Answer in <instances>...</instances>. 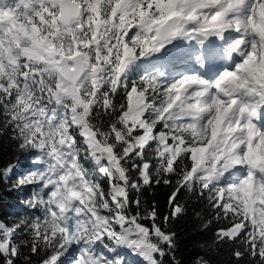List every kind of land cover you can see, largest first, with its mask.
I'll return each mask as SVG.
<instances>
[{
	"label": "clouds",
	"instance_id": "obj_1",
	"mask_svg": "<svg viewBox=\"0 0 264 264\" xmlns=\"http://www.w3.org/2000/svg\"><path fill=\"white\" fill-rule=\"evenodd\" d=\"M48 7L59 11L56 0H48ZM67 8L70 12L63 18L48 17L49 24L41 25L39 33L29 27L27 36L23 25L44 10L43 0H0V89L17 96L12 105L7 95L0 103L24 125L26 138L33 125L43 130L34 161L43 167L25 181L43 185L25 203L41 210L43 218L36 222L48 234V243L39 244L37 259L22 257L23 264H56L52 258L64 256L73 245L79 253L72 264H126L123 256L108 258L97 251L98 244L115 252L141 238L136 219L142 217L133 218L127 199L132 176L126 175L128 162L120 163L121 148L126 154L157 141L155 166L144 164L139 177L145 185L166 178L172 187L179 184L187 194L178 202L184 216L189 200L200 201L204 186L229 190L233 185L226 181L233 177L237 184L244 179L264 183V168L241 163L243 171H236L238 161L264 158V0H80ZM213 38L225 63L234 67L215 79L193 74L173 82L163 72L145 73L132 81L135 94H128L127 111L120 114L123 105L114 100L127 87L119 94L117 87L128 85L141 58L159 54L177 40L195 41L203 49ZM196 59L203 67L204 58ZM37 75L42 81L47 77L45 84H56L47 104L37 95L42 87L33 86ZM153 105L154 115L169 129L171 144L165 136H153L156 120H141ZM137 126L144 132L132 136ZM177 160L180 172L172 167ZM250 191H230L233 207L243 201L251 204ZM253 196L264 199V187ZM206 208L193 209L195 217L202 221ZM256 218L264 226V211ZM217 244L214 236L194 242L196 256L188 264H213L210 257L219 253ZM127 248L145 264H165L162 256H153L154 249L141 254Z\"/></svg>",
	"mask_w": 264,
	"mask_h": 264
},
{
	"label": "snow or ice",
	"instance_id": "obj_2",
	"mask_svg": "<svg viewBox=\"0 0 264 264\" xmlns=\"http://www.w3.org/2000/svg\"><path fill=\"white\" fill-rule=\"evenodd\" d=\"M74 2L79 3L80 0H56L59 11L58 13H53L52 9L48 7V0H43L44 10L35 13V20L30 25H23L25 34L27 36L31 35L29 27L35 29L37 33H39L41 25L49 24L48 17L63 18L70 12L67 6ZM21 23L23 24V22ZM235 47L236 45L234 44L233 48ZM78 51L79 46H77V52ZM242 67L243 65H241V68ZM191 79H195V77ZM44 81H47L46 76L42 81L41 77L37 75L35 76V84L33 86L42 87V90L39 91L37 95L42 98L41 102L43 104H47L52 92L56 90V84L52 81H48L47 84H45ZM124 87H127V92L119 96V99L114 100V103L123 105L120 114L127 111L128 94H135L132 86L125 84H120V86L117 87V94L121 93ZM49 89H51V91ZM6 95L8 96L9 105L17 102V96L15 94H9L6 89H0V97ZM52 104L53 107L56 106L54 100ZM156 107L157 105H153L152 109L145 111L141 116V120L145 121L147 124H151L152 120H156V125L152 129L153 136H165L167 143L171 144L172 137L167 135L169 129L165 126L164 119L154 115ZM64 112H68V109H64ZM0 114L4 117L3 124L11 127V138L19 144V148L36 150V146L43 135V130L33 125L32 133L26 138L22 132L24 125L19 119L14 120V112H12L9 106L0 103ZM49 115H51V112H49ZM26 122L31 124V121ZM129 127H131V124ZM4 130V128L0 129L2 132ZM143 132L144 129L137 126V129L133 130L132 136L142 135ZM77 139H82V137H77ZM129 139L131 140V137ZM156 143L157 141L153 140L144 146L143 149L135 147L133 151L126 154L123 148L119 150V154L124 156V159L120 160V163L123 165L125 161L128 162L127 167L129 171L126 175L132 176V180L128 181L129 187L126 195L130 206H135V209L132 208L133 218L138 214L142 217V219H136V228L137 231L141 233V238L129 241L126 246L139 250L141 254H144L149 249H154V257L160 258L162 256L164 261V257L167 256L170 258L167 264H176L180 238L175 231V225L185 217L178 203L181 197V189L183 188L179 184H177L176 187H172L173 181L170 178H166L164 181L150 180L149 183L145 185L143 180L139 177V173L144 164L147 163L153 167L155 166V162L158 159L154 151ZM241 163L244 164V167L255 166L264 168V158H257L251 161L245 159L236 162V171L238 173L243 171L240 167ZM172 167L176 172H180L182 166L180 161L177 160ZM152 170V167H149L148 171L151 172ZM174 174L175 173L169 174V177ZM32 175L33 173L29 174L26 180L21 181V183L31 181ZM182 175L183 173L181 172V176ZM244 175L246 176L247 174L245 173ZM236 179V177H233L231 181H226V183H231L233 185L232 189L229 190H226L223 186L217 187L215 190H212L209 186H204V190L198 195L200 197V202L203 205H207L206 209L209 215L206 219L204 218L201 221V225L207 228L210 224H214L215 231L213 236L218 241L217 247L219 251L223 250L229 252L231 264H257V262L258 264H264V226H261L256 218V213L258 211H264V209H257L256 205H264V199L253 196V193L258 191L260 187H264V183L257 185L254 181L244 179L237 184ZM133 183H135V187H132ZM42 185L43 182H41L40 186ZM165 186L170 188L168 192V207L170 211L167 215L161 213L155 195L150 199L146 198L149 188H152L153 193H156L160 188H164ZM246 187L251 189L248 193L251 204H249L248 201H243L239 208H234L231 203L232 198L229 192L238 190L243 193ZM142 208L144 211L138 213V210ZM237 216L239 219L235 218ZM42 218L41 216V219ZM36 221L37 218L35 217L22 218L17 221L16 225L11 227L0 222V256L4 258L3 264H15V259L17 257L27 256L30 259H37L40 256L42 249L39 247V244L48 243L46 238L48 234L39 231V224ZM20 232L25 233V238L17 240L15 237ZM157 241H162L163 247H158ZM59 258L52 259H56V264H58Z\"/></svg>",
	"mask_w": 264,
	"mask_h": 264
},
{
	"label": "trees",
	"instance_id": "obj_3",
	"mask_svg": "<svg viewBox=\"0 0 264 264\" xmlns=\"http://www.w3.org/2000/svg\"><path fill=\"white\" fill-rule=\"evenodd\" d=\"M138 79L134 76L128 85H132V81ZM4 117L0 114V129L5 130L0 131V222H3L7 226L16 225L18 220L22 218H37L41 217L39 209H33L27 207L25 202L31 198V193L29 187L19 185V175L18 176H7V171L13 167L17 166L24 161L22 165L23 168L30 164L32 159H27V157L33 158L38 151L35 149H20L19 144L11 138V127L3 124ZM170 188L165 186L160 188L156 193L148 191L146 198L150 199L155 195L156 202L159 205V209L163 215H167L170 211L168 207V192ZM184 189H181V197H186ZM133 209L135 206L132 205ZM189 211L187 216L184 217L175 225V231L179 236V248L176 258L182 260V264H188L196 256V250L193 248V243L197 241H205L213 236L215 231L214 224H210L207 228L201 225V220L195 217L193 209L199 211L204 208V205L198 200L194 204L189 200ZM204 218L206 219L209 215L207 209H204ZM162 223V221H161ZM17 240L25 238V233L20 232L15 237ZM103 247L102 245H99ZM118 255L120 252L116 249L114 252ZM60 257L58 264H63ZM127 259V257H125ZM213 264H231L230 254L228 251H219L215 256L210 257ZM3 257L0 256V264H3ZM35 259V258H34ZM169 257H164V262L167 264ZM15 264H23L22 257H17L15 259ZM131 264H142L141 262H131Z\"/></svg>",
	"mask_w": 264,
	"mask_h": 264
},
{
	"label": "rangeland",
	"instance_id": "obj_4",
	"mask_svg": "<svg viewBox=\"0 0 264 264\" xmlns=\"http://www.w3.org/2000/svg\"><path fill=\"white\" fill-rule=\"evenodd\" d=\"M142 64H144L143 61L139 60L137 62V64L135 65V67L132 69V71L136 68H139ZM132 71L129 75V77L132 75ZM145 73H147V69H145L144 73L142 75H144ZM34 166V165H33ZM22 171V175L20 176V181H19V185L21 186H28L30 185V191L32 192V195L35 191L39 190V187L40 185H37V184H33V183H21V181L23 180H26L27 176L30 174L28 172H24V170L19 166V167H13L11 169H9L7 171V176H12L13 174L17 173V172H20L21 173ZM26 205V203H25ZM78 253H79V248L75 245H73V247L68 251L67 255L64 257V260H63V263L64 264H72V261L77 259L78 257ZM106 257H108L105 252H102ZM122 253L128 255V257L131 259V260H136V261H140L142 260L144 262V260L138 256V255H134L133 252L125 247L124 250H122ZM145 263V262H144Z\"/></svg>",
	"mask_w": 264,
	"mask_h": 264
}]
</instances>
